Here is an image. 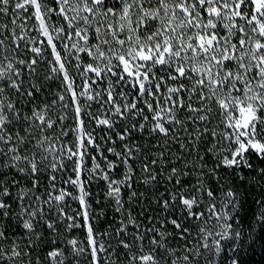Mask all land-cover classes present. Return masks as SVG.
I'll list each match as a JSON object with an SVG mask.
<instances>
[{"label": "snow or ice", "instance_id": "1", "mask_svg": "<svg viewBox=\"0 0 264 264\" xmlns=\"http://www.w3.org/2000/svg\"><path fill=\"white\" fill-rule=\"evenodd\" d=\"M257 230L264 0H0V264H241Z\"/></svg>", "mask_w": 264, "mask_h": 264}, {"label": "trees", "instance_id": "2", "mask_svg": "<svg viewBox=\"0 0 264 264\" xmlns=\"http://www.w3.org/2000/svg\"><path fill=\"white\" fill-rule=\"evenodd\" d=\"M93 191H98L95 185ZM103 226L102 224L101 227ZM240 262L241 264H264V232L257 230L255 241L251 244L245 243L240 253Z\"/></svg>", "mask_w": 264, "mask_h": 264}]
</instances>
